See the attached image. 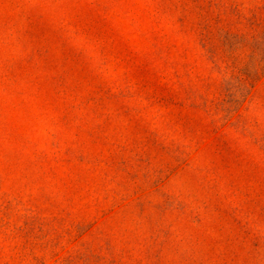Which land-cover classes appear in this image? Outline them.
<instances>
[{
	"label": "rangeland",
	"instance_id": "obj_1",
	"mask_svg": "<svg viewBox=\"0 0 264 264\" xmlns=\"http://www.w3.org/2000/svg\"><path fill=\"white\" fill-rule=\"evenodd\" d=\"M0 264H264V0H0Z\"/></svg>",
	"mask_w": 264,
	"mask_h": 264
},
{
	"label": "trees",
	"instance_id": "obj_2",
	"mask_svg": "<svg viewBox=\"0 0 264 264\" xmlns=\"http://www.w3.org/2000/svg\"><path fill=\"white\" fill-rule=\"evenodd\" d=\"M230 82L228 88V98L226 100V107L228 111L234 110L235 106H237L240 102L244 103L249 98L252 91V87H248L244 83L236 86Z\"/></svg>",
	"mask_w": 264,
	"mask_h": 264
}]
</instances>
